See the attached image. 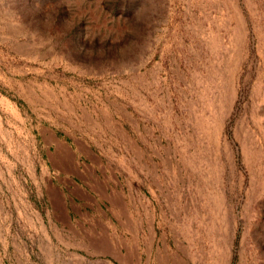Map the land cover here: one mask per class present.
<instances>
[{
    "label": "rangeland",
    "instance_id": "374dc122",
    "mask_svg": "<svg viewBox=\"0 0 264 264\" xmlns=\"http://www.w3.org/2000/svg\"><path fill=\"white\" fill-rule=\"evenodd\" d=\"M264 264V0H0V264Z\"/></svg>",
    "mask_w": 264,
    "mask_h": 264
},
{
    "label": "crops",
    "instance_id": "0c3cea01",
    "mask_svg": "<svg viewBox=\"0 0 264 264\" xmlns=\"http://www.w3.org/2000/svg\"><path fill=\"white\" fill-rule=\"evenodd\" d=\"M174 264V263H173Z\"/></svg>",
    "mask_w": 264,
    "mask_h": 264
}]
</instances>
